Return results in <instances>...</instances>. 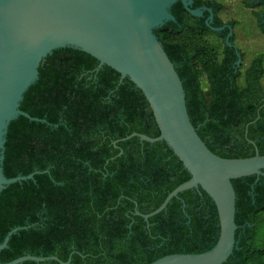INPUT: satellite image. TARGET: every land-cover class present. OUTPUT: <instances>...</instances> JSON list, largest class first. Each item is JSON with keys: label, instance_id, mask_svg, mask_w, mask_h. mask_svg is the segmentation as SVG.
<instances>
[{"label": "trees", "instance_id": "obj_1", "mask_svg": "<svg viewBox=\"0 0 264 264\" xmlns=\"http://www.w3.org/2000/svg\"><path fill=\"white\" fill-rule=\"evenodd\" d=\"M254 1L243 3L262 8L253 14L264 33V0ZM202 5L212 7L214 26L235 24L219 18L221 4L194 0L193 8ZM171 12L176 22L154 33L182 81L196 132L221 157L264 155V54L242 71L236 61L243 52L225 44L227 29L216 33L205 25L207 12L194 17L180 2ZM209 33L222 39L220 50L206 40ZM98 63L77 48L54 49L23 94L20 109L40 120L18 116L10 122L3 172L39 173L0 193V242L23 227L0 250V262L30 254L70 258L69 264H149L167 254L202 253L217 241L216 207L201 188L179 193L147 221L133 214L135 206L141 214L155 210L190 175L164 141L124 139L132 132L156 137L159 130L141 90ZM231 183L239 250L222 264H264V238H257L264 227V176Z\"/></svg>", "mask_w": 264, "mask_h": 264}, {"label": "water", "instance_id": "obj_2", "mask_svg": "<svg viewBox=\"0 0 264 264\" xmlns=\"http://www.w3.org/2000/svg\"><path fill=\"white\" fill-rule=\"evenodd\" d=\"M176 2L194 17H203L207 12L205 25L216 33L227 29L224 42L228 47L235 45L230 41L233 27L227 23L214 26L212 7L193 8L194 0H0V193L7 185L32 179L39 173L6 177L2 167L10 122L18 116L40 120L20 109L24 92L37 80L40 64L54 49L77 48L96 58L98 68L107 65L120 74L121 80L129 78L148 101L159 135L150 137L132 132L124 139L164 141L190 175L155 210L141 214L135 206V215L148 220L173 197L194 188H201L216 207L219 236L210 249L202 253L169 254L149 264H222L238 249L236 195L231 180L264 176V155L256 151L251 157H221L196 132L186 107L182 81L154 33V29L166 22H176L171 12ZM237 56L239 67L242 57L239 53ZM253 122L246 125V132ZM22 228L10 230L0 242V250ZM27 260L70 262V258L63 262L55 255L27 254L0 264H20Z\"/></svg>", "mask_w": 264, "mask_h": 264}, {"label": "rangeland", "instance_id": "obj_3", "mask_svg": "<svg viewBox=\"0 0 264 264\" xmlns=\"http://www.w3.org/2000/svg\"><path fill=\"white\" fill-rule=\"evenodd\" d=\"M230 5V4H228ZM233 6H234V2H233ZM232 6L231 10L233 12H237L239 11L240 14L243 15V17H241L240 22L239 23V29L241 31V34L245 37H247L249 39V41L247 42L248 45V55H246L240 62V66L239 68L243 71L249 64V62L255 57L257 56L258 54H264V37L262 39V41L260 42L259 39H255V28L252 27L253 26V20H252V16H250V14L248 15L247 12L244 13V10L242 8H237L235 9L234 7ZM230 9V8H229ZM236 14V13H235ZM247 16H249L250 18H248ZM256 18V17H255ZM257 21V18L255 19ZM254 21V23H256V28H259V25L257 24L258 22ZM236 24V22H235ZM254 28V29H253ZM261 32V30H260ZM206 40L209 41L210 43L214 44L216 47L219 48V50L221 49V45L223 43L222 39L220 37H218L217 35L213 34V33H209L205 36ZM246 53V52H245ZM249 57V58H248ZM251 57V59H250ZM250 59V60H248ZM261 82H262V85L264 87V75L261 79ZM202 85H203V89H206V82H205V79L204 77H202ZM257 238L262 240L264 238V227L260 228L259 231H258V234H257Z\"/></svg>", "mask_w": 264, "mask_h": 264}, {"label": "crops", "instance_id": "obj_4", "mask_svg": "<svg viewBox=\"0 0 264 264\" xmlns=\"http://www.w3.org/2000/svg\"><path fill=\"white\" fill-rule=\"evenodd\" d=\"M213 1H215V2H217V3H219V4H221L222 5V9L219 11V13H218V16H219V18L224 22V23H226V22H229V21H234V22H236V24H234L232 27H233V35H234V44L236 45V47H238L242 52H243V54H244V56H243V58L246 56V55H248V53H249V51H248V45L249 44H247V42L249 41V39L247 38V37H245V36H243L242 34H241V31H240V29H239V23L238 22H240V20L239 19H241V17H243V15L242 14H240L239 13V11H235V12H233L232 10H231V8H232V6H233V2H234V8L235 9H237V8H242V7H244L243 8V10H244V13L245 12H247L248 13V15L250 14V16H252L251 18H252V20H253V26L252 27H254L256 30H255V39H259L260 40V42L262 41V39H263V37H264V33L263 32H260V30L258 29V28H256L255 26H256V23H254V21H256L255 19V16H254V14H253V11L255 10V11H258V12H260L261 11V7H255L254 9H251V8H247L245 5H244V3H243V0H213ZM260 2V0H256V1H254L253 3H255V4H257V3H259ZM228 4H230V5H228ZM230 8V9H229ZM238 10V9H237ZM236 13V14H235ZM264 13H262V15H263ZM248 18H250L249 16H247ZM257 22V21H256ZM258 24V23H257ZM253 28V29H254ZM263 42H264V40H263ZM246 52V53H245ZM249 58V57H248ZM250 59H251V57H250ZM250 59H248V60H250ZM250 63V62H249Z\"/></svg>", "mask_w": 264, "mask_h": 264}, {"label": "flooded vegetation", "instance_id": "obj_5", "mask_svg": "<svg viewBox=\"0 0 264 264\" xmlns=\"http://www.w3.org/2000/svg\"><path fill=\"white\" fill-rule=\"evenodd\" d=\"M203 6V5H202ZM200 7V6H199ZM240 66V65H239ZM133 214L135 215V211L133 212ZM140 216V215H139ZM143 218V217H142ZM144 219V218H143ZM145 220V219H144ZM145 221H147V220H145ZM147 226H148V224H147ZM238 228V227H237ZM238 245V244H237ZM237 250H239V248L237 249ZM167 255H169V254H167ZM165 256V255H164Z\"/></svg>", "mask_w": 264, "mask_h": 264}]
</instances>
